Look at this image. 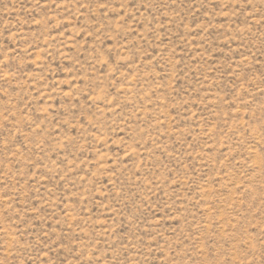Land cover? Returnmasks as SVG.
I'll list each match as a JSON object with an SVG mask.
<instances>
[{
    "label": "rangeland",
    "instance_id": "rangeland-1",
    "mask_svg": "<svg viewBox=\"0 0 264 264\" xmlns=\"http://www.w3.org/2000/svg\"><path fill=\"white\" fill-rule=\"evenodd\" d=\"M0 264H264V0H0Z\"/></svg>",
    "mask_w": 264,
    "mask_h": 264
}]
</instances>
